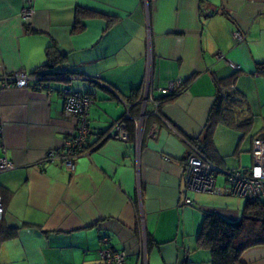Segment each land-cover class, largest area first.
Returning <instances> with one entry per match:
<instances>
[{"label":"crops","instance_id":"obj_1","mask_svg":"<svg viewBox=\"0 0 264 264\" xmlns=\"http://www.w3.org/2000/svg\"><path fill=\"white\" fill-rule=\"evenodd\" d=\"M24 6L33 8L28 20ZM149 60L154 87L180 78L184 89L154 91L159 104L144 105L139 134ZM261 63L264 0H0V122L16 165L0 173V264H104L103 245L124 250V264H212L197 238L205 216L237 221L247 201L187 189L184 161L197 149L219 168V186L223 171L251 167L252 141L264 138ZM17 71L52 78L42 88L1 87ZM221 85L230 103L203 145ZM61 88L92 96L86 153L73 171L38 164L74 131ZM126 102L128 140L108 137ZM240 258L264 264V243Z\"/></svg>","mask_w":264,"mask_h":264},{"label":"built area","instance_id":"obj_2","mask_svg":"<svg viewBox=\"0 0 264 264\" xmlns=\"http://www.w3.org/2000/svg\"><path fill=\"white\" fill-rule=\"evenodd\" d=\"M32 14L33 8L31 6H24L20 10V15L25 20H28ZM234 38L237 41L243 40V36L240 33L236 34ZM216 57L225 59L221 53L216 54ZM225 61L229 64V61ZM147 73L139 90V101L142 104V109L135 120L139 133L145 116L144 105L148 101L155 105L159 104V101L154 96V91L160 96H164L178 93L184 89V82L180 78L168 81L163 87H154L150 80V60L147 62ZM46 76L42 73L30 74L24 71H17L11 75H5L2 78L1 87L42 88L48 85L45 80ZM225 88L222 85L219 86L221 92ZM59 93L63 97L64 115L72 117L75 120L74 131L65 137L60 147L47 150L39 159L38 164L58 163L66 170L73 171L75 161L83 153L87 142L89 132L88 111L92 103V96L88 93L68 88L60 89ZM125 104L126 112H128L130 104L128 102ZM129 116L128 113L125 114V117ZM3 128V123L0 122V173L16 167L5 155ZM107 135L119 140H126L128 132L124 121H115L107 131ZM193 150V154L188 156L184 161V180L187 189L213 194H228L240 197L248 202L264 200V138H255L252 141L251 153L253 164L251 167L247 171H223L224 183L221 186L216 184V174L219 168L197 149L194 148ZM185 202L188 204L191 202V199L186 197ZM3 213V200L0 195V220ZM102 241L106 242L107 238L103 237ZM98 256L104 264H124L126 260V252L124 250H114L108 245H103L98 249ZM142 262L146 264L144 258Z\"/></svg>","mask_w":264,"mask_h":264},{"label":"trees","instance_id":"obj_3","mask_svg":"<svg viewBox=\"0 0 264 264\" xmlns=\"http://www.w3.org/2000/svg\"><path fill=\"white\" fill-rule=\"evenodd\" d=\"M51 48L50 45L47 48L49 58ZM258 68L264 70V63L259 64ZM180 92L164 96L174 97ZM230 93V91L217 93L210 110L203 145H208L210 141L208 130L211 119L220 113L222 102L230 103L228 99L231 97ZM197 238L199 245L210 249L212 264H244L240 258L241 253L253 245L264 243V200L247 202L242 217L237 221H229L215 214H207Z\"/></svg>","mask_w":264,"mask_h":264},{"label":"rangeland","instance_id":"obj_4","mask_svg":"<svg viewBox=\"0 0 264 264\" xmlns=\"http://www.w3.org/2000/svg\"><path fill=\"white\" fill-rule=\"evenodd\" d=\"M236 34H239L238 32H235L234 33V36H236ZM218 54V53H217ZM50 78H52L51 77V75H47L46 77H45V80L47 81V83H48V80H50ZM94 81H96V80H94ZM62 89V88H61ZM129 104H132V103H130V102H128ZM131 108V107H130ZM130 108L128 109V112H126L125 111V113L122 115V117L121 118H119L118 120H122V121H124V123H125V127H126V129H127V121L128 120H130V119H133L134 118V116H132V113L130 112ZM129 114L130 116L129 117H125V114ZM138 117V116H137ZM136 117V118H137ZM136 118H135V120H136ZM127 132H128V130H127ZM140 134V133H139ZM109 137V136H108ZM128 138H129V133H128ZM128 138L126 139V140H128ZM126 140H123V141H126ZM83 153H86L85 151H83ZM82 153V154H83ZM251 155H252V153H251ZM252 164H253V159H252ZM246 201V200H245ZM260 201H262V200H260ZM248 202V201H247ZM3 206H4V204H3Z\"/></svg>","mask_w":264,"mask_h":264}]
</instances>
